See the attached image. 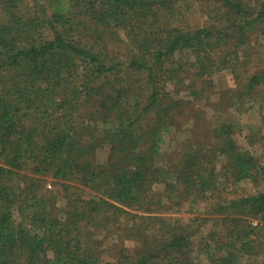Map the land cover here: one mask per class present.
<instances>
[{
    "label": "trees",
    "instance_id": "trees-1",
    "mask_svg": "<svg viewBox=\"0 0 264 264\" xmlns=\"http://www.w3.org/2000/svg\"><path fill=\"white\" fill-rule=\"evenodd\" d=\"M66 1L69 6L75 2L72 7L81 6L80 11L76 16L55 12L46 22L47 30L53 33L50 39H35L34 18L12 15L9 24L0 26V264H154L160 259L163 264H189L181 255L189 236L165 233L162 227L155 228L149 237L143 235L136 249L115 251L113 262L102 261L98 252L96 232L108 227L111 212L122 213L105 198L142 208L146 206L141 200L144 184L161 183L168 173L155 169L153 158L165 128L160 114H170L172 107L164 108L157 92L146 97V105L139 111L140 105H132L129 99L130 95H141L142 89H126L122 76L140 73L152 86L155 71L185 49L193 50L203 73L212 62L210 51L233 43V56L237 57L247 46L252 28L264 21V0L253 7L244 0H199L222 4L233 12L236 19L227 26L229 33L225 29L186 31L173 27L167 21L181 0ZM1 2L5 6L18 4V0ZM14 29L22 32L19 42L31 40V45L12 42ZM120 33L128 42L120 40ZM120 44L128 54L119 50ZM262 84L264 72L237 96L251 94ZM92 111L104 120L116 116L119 132L102 131L91 144H83L81 131L95 130ZM79 112L89 116V122L85 128L84 122L80 123L77 129L82 119ZM154 112L158 115L154 125L148 130L141 128L143 118ZM108 139L109 158L98 165L95 154ZM147 139L151 145L145 154L141 148ZM218 139L223 140L219 152L226 157L237 182L264 178V167L233 144L228 130L218 129ZM198 160L189 158L178 177L186 175L182 179L193 188L206 189L211 184L206 181L215 179L216 170L202 181ZM26 171L64 182L68 193L71 187L67 182H77L101 196L83 204L70 202L68 206L74 207L68 211L58 210L56 197L38 196L32 182L23 190L19 185L12 187L16 179L30 178L21 174ZM229 205L241 215L249 207L264 217V193ZM60 212L65 213L64 219ZM140 219L159 221L155 217ZM251 234L238 233L236 242L218 249L225 251L226 257L212 259L211 264H238L255 244L249 240Z\"/></svg>",
    "mask_w": 264,
    "mask_h": 264
},
{
    "label": "rangeland",
    "instance_id": "rangeland-1",
    "mask_svg": "<svg viewBox=\"0 0 264 264\" xmlns=\"http://www.w3.org/2000/svg\"><path fill=\"white\" fill-rule=\"evenodd\" d=\"M244 1L251 7L256 6L258 1L261 2ZM72 5H67L66 0H18L17 6H5L1 2L0 26L9 24L12 15L34 18L37 19L35 31L39 37L35 35V39H50L53 33L47 30L46 22L55 12L78 14L81 6ZM173 12V18L167 22L186 31L215 28L225 29L229 33L227 26L236 19L233 12L222 4L199 0H181L175 4ZM21 33L14 29L12 34L15 37L10 40L16 42ZM120 34V40L128 42L125 35ZM248 37L247 46L237 57L233 56L236 52L233 43L224 46L220 51H210L208 55L212 62H209V70L204 73L193 50L185 49L155 71L156 81L152 86L145 83L143 74L122 76L125 79V88L132 87L134 91L138 87L142 89L141 95H130L129 99L132 105H140L139 111L146 105V97L157 92L160 93L162 106L172 107L170 114H160L165 128L153 158L154 168L168 173L161 183L150 181L144 184L141 200L147 207H126L105 198L120 208L122 213L111 212L108 227L96 232L95 241L99 245L98 252L102 261L113 262L117 250L136 249L142 242L143 235L149 237L155 228L162 227L165 233L189 236L181 255L192 264H211L212 259L226 257L227 253L218 249L233 243V240L236 242V235L241 231L253 232L249 240L255 244H251L250 251L242 255L243 259L238 264H264V231L260 225L257 226L264 217L254 213L249 207L245 215L229 208L230 203L264 193V178L237 182L231 166L225 162L226 157L219 152L223 140L218 139V129L228 130L233 144L240 151L254 156L258 166L264 167V84L256 86L251 94L246 93L242 98L237 96L238 91H244L251 80L264 72V21L256 24ZM30 41L18 40V44L29 46ZM119 50L128 54L126 49L124 51L123 44H120ZM90 115L94 118L93 128L97 132H92V129L82 130L80 139L83 144H91L102 131L107 130L110 134L119 132L120 124L116 116L104 120L94 112ZM79 116L82 119L77 123V129L83 122L85 128L89 116L84 112H79ZM157 116L156 112L146 115L140 127L150 129ZM124 124L127 125L128 122ZM145 141L147 145L143 143L141 150L146 154L151 141ZM110 149L108 139L95 154L98 165L108 160ZM212 152H217L215 157L211 155ZM194 157L199 159L197 168L203 176L202 181L209 179L212 170H216L215 179L206 181L211 182L206 189L193 188L192 184L182 179L186 175L178 177L186 161ZM21 174L30 178L16 179V184H12L13 188L19 185L23 190L25 185L32 182L37 186L38 196L51 200L56 197L55 208L58 210L68 211L74 207L68 206L70 202L83 204L101 196L77 182H67L71 187L68 193L63 187L64 182L52 176L39 178L40 176L29 171ZM60 213L59 217L64 219L65 213ZM14 216L19 221L16 210ZM140 217H155L159 221L146 222ZM163 262L160 259L154 264Z\"/></svg>",
    "mask_w": 264,
    "mask_h": 264
},
{
    "label": "built area",
    "instance_id": "built-area-1",
    "mask_svg": "<svg viewBox=\"0 0 264 264\" xmlns=\"http://www.w3.org/2000/svg\"><path fill=\"white\" fill-rule=\"evenodd\" d=\"M260 225V227L263 229L264 231V218H262V220L260 222L257 223V226Z\"/></svg>",
    "mask_w": 264,
    "mask_h": 264
}]
</instances>
